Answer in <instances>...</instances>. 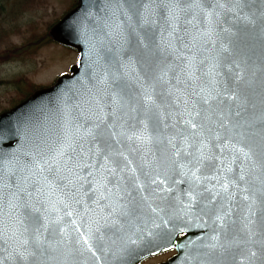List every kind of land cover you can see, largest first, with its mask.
<instances>
[{
    "label": "snow or ice",
    "instance_id": "snow-or-ice-1",
    "mask_svg": "<svg viewBox=\"0 0 264 264\" xmlns=\"http://www.w3.org/2000/svg\"><path fill=\"white\" fill-rule=\"evenodd\" d=\"M95 7L99 14L89 12L79 21L82 30L88 29L90 18L110 41L127 45L135 38L146 47L143 41L151 39L157 53L189 49L198 38L217 32L236 36L241 24H259L264 35V0L254 10L251 0H100ZM223 48L231 52L227 45ZM154 64L159 61L146 64L139 77L129 75L118 63L111 79L105 80L109 90L93 97L100 115L90 114L83 123L70 117L54 155L20 168L22 175L12 169L0 175V243L6 259L14 264H44L50 258L46 233L51 221L46 213L61 211L53 196L65 207L82 205L85 215L91 211L89 203L101 211L108 208L107 215L113 219L106 226L123 230L137 211L133 194L144 197L146 183L165 194L173 191L169 183L187 184L175 199L183 205L182 195L190 204L214 212L224 243L220 234L213 237L216 242L206 246L207 264H214L217 250L223 254L251 242L257 234L264 235V102L257 112L246 96L229 88L228 78L219 91L201 87L198 82L211 72L195 66L194 54L185 58L177 75L156 71ZM242 79L241 70L232 82ZM211 83L217 85L215 79ZM222 97L230 102L227 107H221ZM105 106L110 111L105 112ZM78 111L83 117L84 111ZM164 129L171 132L161 137ZM154 143L160 145L161 159L152 169L141 149ZM73 210L66 214L72 216ZM133 228L116 257L120 264H128L140 243L153 236L151 231ZM76 230L83 232L79 225ZM88 232L80 238L86 245L83 251L95 254L93 242L103 246L104 237L90 227Z\"/></svg>",
    "mask_w": 264,
    "mask_h": 264
},
{
    "label": "water",
    "instance_id": "water-1",
    "mask_svg": "<svg viewBox=\"0 0 264 264\" xmlns=\"http://www.w3.org/2000/svg\"><path fill=\"white\" fill-rule=\"evenodd\" d=\"M77 1L78 5L54 25L49 34L54 40L77 48L80 64L71 68L72 75L64 74L59 78L54 87L37 91L30 100L0 115V175L7 169L16 170L22 175L24 173L18 171L20 168L31 165L34 161L43 163L45 158L54 155L63 141L66 122L70 117L76 116L79 122L83 123L90 114L100 115V108L93 97H101L109 90L105 80L111 79L112 70L118 63L129 75L143 77L145 65L155 59L159 61L158 65H153L156 71L164 69L169 72V76H173L179 73L185 58L194 54L195 66L201 71L207 69L211 72L210 76L198 82L201 87L208 91H219L223 88L224 79L228 78L231 90L246 96L248 103L256 106L257 112L261 109L264 102V35L261 34L259 24L238 25L236 36L217 32L211 37L198 38L195 46L189 49L180 48L174 52L157 53L151 39L143 41L146 47H142L135 38L127 45H121L118 39L110 41L90 18L88 29L82 30L79 21L89 12L99 14L95 4L100 0ZM251 2L254 10L260 0ZM224 45H227L231 52L225 51ZM236 64L240 67L237 68ZM133 68L137 71L132 72ZM241 70L243 79L233 83L232 77L241 73ZM212 79L217 81V85H212ZM173 83L175 84V81ZM132 86L135 88L137 85ZM179 98L183 99L182 96ZM222 99L224 104L221 107H227L230 102L227 98ZM78 109L84 111L83 117L79 115ZM176 110L177 106L174 105L172 111ZM104 111L108 112L110 109L105 106ZM91 122L89 121V124ZM170 132L171 129L162 130L161 137L169 135ZM159 148L160 145L154 143L141 149L147 167L155 169L161 159ZM133 162L138 163L135 157ZM32 171L39 175L38 170L33 168ZM141 178L143 179V176ZM155 187L146 183L143 189L144 197L139 193L133 194L138 204L137 211L131 218V223L125 224L123 230L106 226L113 219L107 215L108 208L101 211L89 203L91 211L85 215L82 205L71 204L70 207H65L53 196L52 201L61 211L57 213L49 209L46 213L51 221L46 233L51 243V251L50 258L44 264H120L116 257L120 255L119 250L125 245L127 236L132 234L133 226L138 227L141 232L151 231L153 236L146 237L140 243L128 264L139 263L149 253L173 246L180 232H186V237L178 247L179 254L174 261H180L182 264H207L206 254L209 249L206 246L216 242L213 237L220 234V242L224 243V234L219 223L215 221L214 212L202 208L199 204H190L182 195L183 205L175 199L187 189V184L173 187L169 183L168 187L173 188L170 194L157 193L154 191ZM21 195L23 196V193ZM100 203L103 205L104 201ZM70 210H73L72 216L66 214ZM20 211L23 213V209ZM58 215L62 219L57 220ZM20 219L25 226L30 227L29 221L24 219L23 215H20ZM77 225L83 229L82 233L77 232ZM89 227L95 235L102 233L104 237L103 246L93 242L95 254L83 251L86 245L80 239L81 235H89ZM61 228L64 229L63 232ZM97 228L99 232H96ZM229 232L234 234L231 225ZM236 238L241 239L240 236ZM179 243L181 241L178 245ZM250 251L254 252L255 256H249ZM216 261L218 264H264V235L257 234L251 242L242 244L239 248L230 247L223 254H219L217 250L214 264ZM0 264H14L6 259L2 243ZM164 264L175 263L171 260Z\"/></svg>",
    "mask_w": 264,
    "mask_h": 264
},
{
    "label": "rangeland",
    "instance_id": "rangeland-1",
    "mask_svg": "<svg viewBox=\"0 0 264 264\" xmlns=\"http://www.w3.org/2000/svg\"><path fill=\"white\" fill-rule=\"evenodd\" d=\"M25 0H0V18L3 11L13 16ZM32 2L29 1L27 3ZM37 5L34 11H27L14 19H9L7 29H0L5 42L0 63V113L15 106L34 89L50 86L55 79L69 67L77 63L78 53L44 38L49 26L56 23L74 4L71 0H33ZM33 20V21H32ZM32 21V22H31ZM39 23L38 28H30ZM4 23L0 24L3 26ZM48 26V28H47ZM46 30V31H45ZM22 32V33H21ZM1 54V52H0ZM26 77L29 81L25 80ZM153 257L144 264H153L161 260Z\"/></svg>",
    "mask_w": 264,
    "mask_h": 264
},
{
    "label": "trees",
    "instance_id": "trees-1",
    "mask_svg": "<svg viewBox=\"0 0 264 264\" xmlns=\"http://www.w3.org/2000/svg\"><path fill=\"white\" fill-rule=\"evenodd\" d=\"M29 1H31V0H25V2H22V5H21V7L20 8H23V12L24 11H32V10H35V8H36V6H38V7H40V5L38 4L37 5V3L36 2H33V0H32V2H30V3H27V2H29ZM72 2L75 4V0H72ZM36 10H38V9H36ZM2 23H4L3 24V26L2 25H0V28L1 29H7V26H8V22H7V20L5 19L4 20V22H2ZM1 23V24H2ZM8 23V24H7ZM39 27V23H37V25L36 26H31L30 28H38ZM6 33V32H5Z\"/></svg>",
    "mask_w": 264,
    "mask_h": 264
},
{
    "label": "bare ground",
    "instance_id": "bare-ground-1",
    "mask_svg": "<svg viewBox=\"0 0 264 264\" xmlns=\"http://www.w3.org/2000/svg\"><path fill=\"white\" fill-rule=\"evenodd\" d=\"M27 11L23 12V8H19L16 12V17H18V15H22L25 14ZM7 15L5 14L3 17H6Z\"/></svg>",
    "mask_w": 264,
    "mask_h": 264
},
{
    "label": "flooded vegetation",
    "instance_id": "flooded-vegetation-1",
    "mask_svg": "<svg viewBox=\"0 0 264 264\" xmlns=\"http://www.w3.org/2000/svg\"><path fill=\"white\" fill-rule=\"evenodd\" d=\"M167 259V257H164L163 260Z\"/></svg>",
    "mask_w": 264,
    "mask_h": 264
}]
</instances>
